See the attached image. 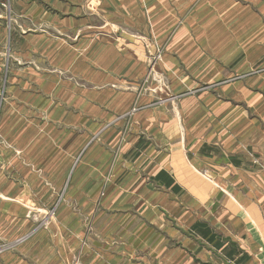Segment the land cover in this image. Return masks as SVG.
Listing matches in <instances>:
<instances>
[{"label":"crops","instance_id":"obj_1","mask_svg":"<svg viewBox=\"0 0 264 264\" xmlns=\"http://www.w3.org/2000/svg\"><path fill=\"white\" fill-rule=\"evenodd\" d=\"M3 204L79 222L20 263L264 264V0H0Z\"/></svg>","mask_w":264,"mask_h":264},{"label":"rangeland","instance_id":"obj_2","mask_svg":"<svg viewBox=\"0 0 264 264\" xmlns=\"http://www.w3.org/2000/svg\"><path fill=\"white\" fill-rule=\"evenodd\" d=\"M94 16L96 17V13L93 12ZM99 17H97L98 19ZM96 20L94 19L93 22ZM102 30V29H99ZM104 30V29H103ZM104 33V31L102 32ZM101 33V34H102ZM95 35V33H93ZM100 35V33H99ZM127 46L123 43L115 44V50H121L126 48ZM160 47H155L154 53L147 55H151L147 57L146 63H147V73L145 76L144 84H147V86L152 85L153 83L157 85L156 89H153V92H156L158 95L157 98H164L169 97V92L166 90V86H164L165 80L164 77H155L154 71H153V64L156 60H158L159 55L161 53ZM131 53L134 51V49L129 48ZM136 55V54H135ZM45 58H43L42 55H18V62L17 66L19 69V79H22L23 81H26L31 75V72L29 71V68L32 67L34 69H37L38 72L44 67V68H57L58 60L57 55H45ZM49 57V59H48ZM87 56L83 58V61H86ZM58 74V73H57ZM59 75V74H58ZM36 81V80H35ZM36 83V82H35ZM83 86L84 83H81ZM163 87V91L159 90V86ZM155 93V94H156ZM159 101V100H157ZM136 106L131 107V113L134 111ZM130 113V114H131ZM11 205L3 204L2 205V213H0V264H14L15 261L16 264H25L18 262L19 258H22L24 261L26 257L31 255L33 252H37L39 255V259H41V255L44 253L45 250L41 249L42 244H46L47 241L45 237H47L46 233L45 236L42 231L37 232L34 236L27 235L28 233L34 231L35 229L43 228L45 227L49 229H53L56 231L57 226L59 225V229L61 228L63 238L68 241L70 240V234L68 232H72L73 230H77L79 227L78 219L73 220L68 219L66 220V223H62V220L59 218H55V215H52V219L47 221V217L44 218V213L41 214V208H43L42 205H32V204H25V205H17V218H10V216L15 215L11 209ZM58 204H52L49 208V214H53V212H57ZM71 210L78 211V206L76 204L71 205ZM12 211V212H11ZM28 212V215L26 218L20 216L24 215ZM22 213V214H21ZM40 213V214H39ZM55 218V219H54ZM83 225H88L91 223L86 218L83 220H80ZM65 224V225H64ZM48 234V236H50ZM42 243V244H41ZM56 244L55 242H53ZM52 243V244H53ZM76 264V263H71Z\"/></svg>","mask_w":264,"mask_h":264},{"label":"trees","instance_id":"obj_3","mask_svg":"<svg viewBox=\"0 0 264 264\" xmlns=\"http://www.w3.org/2000/svg\"><path fill=\"white\" fill-rule=\"evenodd\" d=\"M194 227H196V224L194 225Z\"/></svg>","mask_w":264,"mask_h":264}]
</instances>
